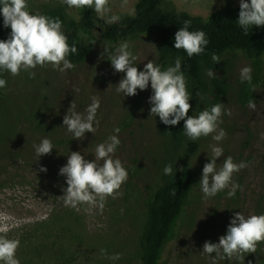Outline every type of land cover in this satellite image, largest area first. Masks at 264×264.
Returning a JSON list of instances; mask_svg holds the SVG:
<instances>
[{
    "label": "rangeland",
    "instance_id": "rangeland-1",
    "mask_svg": "<svg viewBox=\"0 0 264 264\" xmlns=\"http://www.w3.org/2000/svg\"><path fill=\"white\" fill-rule=\"evenodd\" d=\"M235 1L239 4V0ZM135 2L109 0V10L100 15L108 18L110 14L133 12ZM174 2L179 10L201 15H208L221 4V0ZM159 45L158 38L152 33L130 42L142 70L149 60L156 62ZM104 47L102 43L97 44L87 62L73 64L74 67L65 72L54 70L50 64L31 69L36 73L34 79L25 70H21L18 76L4 72L7 86L0 102L3 114L1 120L14 134L0 146V227L10 229L32 223L46 218L56 207L64 206L61 196L64 195L67 183L66 177L59 175V169L67 163L70 152L79 151L85 159L94 160L97 144L115 134L113 130L116 125L132 106L136 95L124 96L116 91V85L125 73L115 72L111 63L105 61ZM245 66H251L250 61L243 55L238 56L231 78H240V70ZM145 91L144 115L136 118L131 129L119 134L121 144L115 156L121 159L125 168L132 164L134 158L151 166L147 149L156 140L157 116H149L151 105L148 100L152 94L150 83ZM257 93L255 110L231 99L225 101V114L220 118L219 128L225 130L226 138L219 142L211 138L207 147L194 160L203 169L204 164L210 162L213 156L211 146L216 145L223 149V155L217 158V169L229 155L236 163L247 162L248 166L234 173L232 178L240 188L232 198H228L229 189H225L214 197L204 199L200 186L179 237L166 247L163 264H211L212 259H216V264H249V261L257 264L264 256V241L257 244L255 253L236 255L231 260L220 259L215 253L211 257L202 254L205 241L219 243V237L226 234L234 213L242 212L245 216L264 214V85L258 88ZM93 96L100 98L97 111L100 125L95 134L86 132L82 140H76L63 126V117L73 101L75 110L83 113L91 104ZM228 110H231V115L227 114ZM249 136L251 138L248 140ZM64 137L73 138L69 147L57 144V140ZM43 138L50 139L54 148L50 155L39 158L34 145L39 144ZM41 166L47 168L46 173L39 171ZM119 191L123 193V184ZM78 209L85 217L90 235L101 236L107 241L114 238L117 245L124 241L130 245L135 229L131 224L133 218L124 213L123 195L116 199L108 197L103 209L98 204H81ZM117 245L111 249V255L117 253ZM127 250L129 248L119 252V260L112 261L130 264L126 260ZM106 262L107 258L102 253L87 249L72 264Z\"/></svg>",
    "mask_w": 264,
    "mask_h": 264
},
{
    "label": "trees",
    "instance_id": "trees-1",
    "mask_svg": "<svg viewBox=\"0 0 264 264\" xmlns=\"http://www.w3.org/2000/svg\"><path fill=\"white\" fill-rule=\"evenodd\" d=\"M27 4L32 14L39 11L60 18L68 44L75 43L78 49V54L68 56L75 65L87 62L97 44L105 45V61L111 63L109 55L121 42L127 41L130 45L131 41L145 34H155L160 42L155 63L162 70L174 66L177 57L182 58V71L192 97L189 115H197L219 102L225 108L228 99L247 106L249 100L257 102V90L264 85V26H253L245 35L237 23L239 4L235 0H225L208 15L179 10L174 0H136L134 11L118 13L119 20L115 23L107 22L112 14L106 18L91 8L73 10L62 0H27ZM186 19L192 22L189 31L203 30L209 40L204 53L191 58L183 49L174 48L175 32ZM10 32L11 28L4 27L3 15L0 14V40H6ZM130 50L136 55L134 49L130 47ZM213 53L220 57L219 63L212 61ZM240 55L250 61L254 89L247 82H241L240 78H231L235 59ZM135 65L142 70L138 59ZM208 69H213L218 78H210ZM0 78L5 79L4 72L0 73ZM4 89L0 88V102ZM137 92L132 106L115 127L120 128L119 134L131 129L136 118L145 113L146 91L138 89ZM2 117L0 111V146L14 134L2 122ZM183 123L165 125L157 116L156 140L147 149L151 166L134 158L126 167L128 179L123 184L124 213L133 218L131 224L135 229L130 245L126 241L117 245L114 238L107 241L101 236L90 235L82 212L64 205L53 209L46 218L8 229V238L20 240L16 252L20 264H72L83 250L101 253V249H106L111 255V249L116 245L117 253L129 248L126 260L130 264H163L167 245L179 237L198 195L202 169L194 160L212 138L209 135L190 141L184 134ZM73 141V138L64 137L58 139L57 144L69 147ZM169 163L173 164V175L164 174L163 169ZM181 168L183 171H179ZM173 190L175 195H172ZM106 264L117 263L107 259ZM257 264H264V256Z\"/></svg>",
    "mask_w": 264,
    "mask_h": 264
},
{
    "label": "clouds",
    "instance_id": "clouds-1",
    "mask_svg": "<svg viewBox=\"0 0 264 264\" xmlns=\"http://www.w3.org/2000/svg\"><path fill=\"white\" fill-rule=\"evenodd\" d=\"M69 8H91L97 14L109 10V0H62ZM126 2V0H125ZM224 3V0H221ZM0 14L3 15V25L10 27L11 32L6 40H0V73L9 72L12 76H18L21 70L29 72L30 78H35L36 73L30 71L37 66L51 65L54 70L65 72L74 67L68 59L70 54H78V49L73 43L68 44V36L62 29L63 22L59 17H50L36 11L32 14L28 10L27 0H0ZM119 17L113 15L107 21L115 23ZM191 20H184L183 26L175 32L174 48L183 49L189 58L204 53L209 40L203 30L189 31ZM239 27L245 35L253 26H264V0H239ZM95 44V41L93 42ZM107 51V49H104ZM137 56L130 50L127 41H123L116 47L114 53H110L109 61L117 73H125L116 85V91L124 96H135L137 90L144 91L151 86L152 94L149 97L151 105L149 116H158L165 125L175 126L183 121L184 134L190 141L212 135L215 141L226 138L225 130L219 128L220 118L224 115V104L216 103L210 108H204L197 115H189L192 99L187 90V79L182 71V58L177 57L174 66L162 70L160 65L149 60L144 64L143 70H139L135 61ZM212 61L216 64L220 57L213 53ZM210 78H218L213 69L207 70ZM252 68L245 66L240 70L241 82H247L253 89ZM111 84H109L110 86ZM7 81L0 78V88H5ZM108 86V87H109ZM199 95V94H198ZM248 107L256 109L254 100L248 101ZM74 101L63 117V126L73 134L74 139L82 140L86 132L95 134L100 121L97 119V111L100 108V98L93 96L91 104L83 113L75 110ZM231 115V110H228ZM120 128H115V134L110 135L103 143L97 144L94 152L95 159H85L79 151H72L67 163L59 169V175L66 177L67 187L61 196L66 206L74 209L81 204L99 205L103 209L108 197L113 199L123 195L119 191L122 184L128 179L127 169L120 158L115 156L117 147L121 144L119 139ZM37 157L50 155L54 148L48 138H43L39 144L34 145ZM213 156L210 162H206L202 169L200 186L203 198L214 197L218 192L229 189L227 196H235L240 185L233 181L234 173L246 168L247 162H234L232 156H227L222 166L217 169V158L223 155V149L219 146H211ZM39 160V159H38ZM102 162V163H101ZM40 172H47V168L41 166ZM165 175H173V164H167ZM177 169L175 168V173ZM183 171V169H179ZM176 192L173 190L172 195ZM123 212V209H121ZM7 227H0V262L2 264H20L16 252L20 247L19 239L7 237ZM264 241V214L234 213L227 226L225 235L219 237V243L205 241L202 254L211 257L213 253L220 259L231 260L233 256L244 253H255L257 244ZM105 258L119 260L120 254L108 255L106 249H101ZM211 264H216L212 259ZM251 264V261H249Z\"/></svg>",
    "mask_w": 264,
    "mask_h": 264
}]
</instances>
